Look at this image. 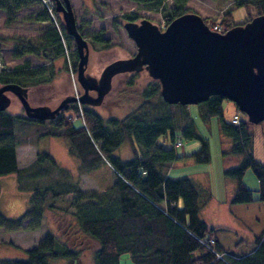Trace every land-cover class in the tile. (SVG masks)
<instances>
[{"label":"trees","instance_id":"obj_1","mask_svg":"<svg viewBox=\"0 0 264 264\" xmlns=\"http://www.w3.org/2000/svg\"><path fill=\"white\" fill-rule=\"evenodd\" d=\"M129 1L138 4L158 2ZM41 3L42 0H0V10L7 13V22L12 23L19 11ZM241 5L255 8L257 16L264 14V0H241ZM52 13L57 18V25L47 8L37 13L34 20L50 21L51 26L39 46L19 44L15 58L25 54L44 60L49 56H65L64 39L71 48L72 38L67 35L54 6ZM184 13L188 12L176 10L167 15V25ZM233 18L231 10L224 12L221 32L234 26ZM126 19L137 21L138 16L132 14ZM96 41L101 43V36L96 37ZM70 56L72 67L76 69L78 54L74 52ZM29 66L25 62L12 71L0 72V86L16 83L31 89L47 84L56 74L55 70L48 75L44 68ZM137 77L136 73L130 74L128 88L136 85ZM140 97L138 107L121 119H106L94 108L77 103L71 104L55 120L47 121L0 112V177L14 175L18 188L30 193L26 209L18 218L8 217L0 210V232L37 231L50 211L56 225H61L62 231L64 228L65 237L63 240L56 232L48 230L36 247L26 250L25 258H0V264H85L83 249L91 240L99 244L94 253V264H120L124 255L129 256L132 264H264V230L256 237L254 250L248 255L226 254L216 237L211 236L216 228H210L202 216L210 194L203 195L199 185L189 177L169 175L170 166L184 158L175 150L179 138L201 142V148L190 156L197 164L210 161L209 144L198 133L188 106L166 103L160 94V84L155 80L141 90ZM223 101L222 97L213 96L198 105L200 117L205 122L217 117L222 135L231 140V146L222 151V157L227 163L239 159L238 166L225 165L224 176L236 185L229 202L264 201V163L254 158L250 122L240 120L235 125L225 121ZM173 108L178 109L177 114ZM66 112H72L78 118L82 113L85 126L73 123ZM16 119L50 124L56 121L55 130L35 129L27 133L25 141L32 136L62 138L69 144V153L79 161V175L109 164L115 172V183L106 189L83 191L78 188L79 179L69 175L46 151H39L30 166L19 168L16 149L26 143L15 135ZM167 138H170L171 147L165 146ZM124 144L128 145L130 154L120 153ZM249 169L258 181V199L244 183ZM58 213L72 215L68 225L62 223ZM210 238L215 240L213 249L222 254L223 259L217 258L201 243Z\"/></svg>","mask_w":264,"mask_h":264},{"label":"rangeland","instance_id":"obj_2","mask_svg":"<svg viewBox=\"0 0 264 264\" xmlns=\"http://www.w3.org/2000/svg\"><path fill=\"white\" fill-rule=\"evenodd\" d=\"M70 1L77 26L89 45L87 72L96 77L100 76L102 70L109 63L117 59L132 57L137 52L134 41L129 38L124 28V24L128 21L126 18L132 14L138 16L136 22L148 19L158 25L161 30L167 26L166 16L176 10L197 13L209 27L218 25L221 30L222 19L226 10L232 11L234 26L245 24L257 16L255 8L245 5L239 6L241 0H158L154 4H138L129 0ZM53 6L55 7L54 0H42L41 5L19 11L12 23L7 22V13L0 10V72L12 71L25 62L29 63L30 68H44L48 75L55 70L56 74L50 82L29 88L28 92V99L32 106H49L52 109L57 107L65 97L80 96L84 92L77 81V66L76 69L72 67L70 55L76 52L74 40L72 39V47L70 48L64 39L65 56L58 58L49 56V59L44 60L31 54L15 58L14 53L21 43L33 46L41 44L42 36L51 26L50 21L34 20L37 17V13L43 8L49 10L54 24L57 25V18L52 13ZM58 16L62 19L61 14H58ZM98 36H101V43L96 41ZM67 65L68 71L66 70ZM129 78L130 74L116 76L113 79L112 91L106 96L103 104L94 107V110L102 114L106 119L110 117L121 119L132 113L141 103V90L153 79L146 71L140 72L136 78V85L133 88H128L127 81ZM9 96L12 102L6 111L17 116H25L20 101L10 93ZM77 104L81 106V104ZM199 108V105H190L188 106V112L197 126L198 133L209 144L210 161L208 164H197L193 158L187 157L201 148V142L182 139V146L175 148V150L179 156L185 157L170 166L169 175L176 178L191 177V180L199 185L203 195L210 194L211 199L217 198L220 201H226L229 190L227 182H233L234 184L235 182L231 179H226L224 176L225 165L238 166L239 162L234 164L233 160H229L227 163L222 157V151L227 148L224 145V140L230 139L222 135L220 120L217 117H211L205 122L199 115ZM222 109L223 118L227 122H232L235 115H239L240 120H248L247 116L241 113L237 106L229 100L224 99ZM172 111L174 114L178 113L177 108H173ZM65 115L70 116L76 125L85 126L82 113L79 118L75 117L72 112H66ZM14 124L17 139L24 142L27 133L30 131L47 128L55 130L53 126H56L57 122L50 124L16 119ZM249 129L253 136L252 152L254 158L264 163V122L260 124L250 123ZM161 140L164 139L161 138ZM166 140L169 143L166 142L165 146L171 147L170 138ZM25 143L16 149L17 161L21 169L28 167V165L30 166L36 160L39 151H46L55 158L58 165L65 169L69 175L76 180L79 179L78 188L83 191L106 189L111 187L116 181L115 172L109 164H103L90 173L79 175V161L69 153V144L62 138L49 136L38 138L37 136H32ZM123 152L126 154L131 153L127 144L121 147L120 153ZM22 178L25 179V176ZM201 178H203L206 187L209 186V189L202 183ZM16 180L17 178L14 175L0 177V186L2 188L0 210L8 217L18 218L25 210L30 193L24 188L19 189ZM244 183L249 189L254 191V198L258 199L256 192L259 187L258 181L251 169L246 172ZM228 204V213L234 220V225L231 226L227 220L228 218L221 213L214 217L210 215L212 220L218 219V222L214 224L208 222V225L221 227L217 229L216 235L225 243L226 249H229L227 250L229 255H244L252 251L256 237L264 230V201H254L249 204H231L228 202ZM57 215L58 218L63 219L61 221L65 225H68L67 222L72 219V215L69 214L58 213ZM203 217L206 221L208 220L205 212ZM53 219V215L49 211L47 216L43 218L42 229H40L43 232L47 230L56 232L59 237L65 240V237H63L64 228L62 231L59 228L61 225L57 226L55 219ZM24 232H0V252L5 254L8 252L19 253V255L10 258L23 259L20 255L25 257L26 249L30 250L29 248L36 247L43 235L40 231ZM35 241L38 242L34 244ZM19 248L25 249V254H21L23 250ZM98 248L99 244L95 240L86 243L83 249L85 253L82 255L85 264H94V253ZM120 264H132V262L128 255H124L121 257Z\"/></svg>","mask_w":264,"mask_h":264},{"label":"water","instance_id":"obj_3","mask_svg":"<svg viewBox=\"0 0 264 264\" xmlns=\"http://www.w3.org/2000/svg\"><path fill=\"white\" fill-rule=\"evenodd\" d=\"M54 1L67 35L76 44L77 81L84 92L65 97L52 109L32 106L29 88L7 83L0 86V112L10 107V93L27 118L53 120L74 103L101 106L116 76L146 71L159 82L160 94L170 105H198L220 96L233 102L250 123L264 122V14L225 32L211 30L193 12L177 16L163 30L148 19L127 21L124 28L137 52L109 63L96 77L87 72L89 45L77 26L71 1Z\"/></svg>","mask_w":264,"mask_h":264},{"label":"crops","instance_id":"obj_4","mask_svg":"<svg viewBox=\"0 0 264 264\" xmlns=\"http://www.w3.org/2000/svg\"><path fill=\"white\" fill-rule=\"evenodd\" d=\"M224 145H226V147L228 148V147H230L231 146V140H224ZM193 153V152H192ZM191 153V154H192ZM191 154L190 155H188L187 157H189V158H191L190 156H191ZM183 157H185V156H183ZM239 162V159H235V160H233V163L234 164H237ZM174 178H176V177H174ZM177 178H180V177H177ZM189 178H191V177H189ZM201 181H202V183L205 185V182H204V180H203V178H201ZM229 185H228V187H229V190H228V195H227V199H226V201H220V200H218L217 198L215 199V198H210V200L208 201V203H207V205L202 209V216H203V213L205 212V215H206V217H207V219L208 220H210V221H206V219H205V221H206V223L208 224V222H211V224H214V223H217L218 222V219L217 220H212L211 218H210V215H212L213 217L214 216H216V215H218L219 213H221V214H223V215H225L228 219V222H229V224H231V226H233L234 225V220L230 217V215H229V213H228V208H229V204H228V202H229V199L232 197V195L234 194V192H235V187H236V185L233 183V182H227ZM203 185V186H204ZM205 187H206V185H205ZM206 188H208L209 189V186H207ZM1 197H2V188H1V195H0V200H1ZM25 209H26V207H25ZM206 209H209V210H206ZM25 211V210H24ZM207 211V212H206ZM218 225H220V224H218ZM210 228H216V231L214 232V233H211V236H214V237H216V239H217V241H218V243H219V245H220V247H222V249L224 250V252H226V254H227V250H229L228 248L226 249V246H225V243L220 239V237L219 236H217L216 235V232H217V229L218 228H221V227H219V226H217L216 227V225H208ZM223 228V227H222ZM42 229V228H41ZM37 230V231H40L43 235L48 231H45V232H43V230ZM57 229V228H56ZM227 229V228H226ZM29 233L30 232H32V231H28ZM34 232V231H33ZM21 233H25L24 231H22ZM23 235V234H22ZM43 235L41 236V238L43 237ZM40 238V239H41ZM39 239V240H40ZM26 240H27V238H26ZM38 240V241H39ZM10 241H11V239H10ZM38 241H35V243L34 244H36ZM12 242V241H11ZM14 244V243H13ZM19 249H22V248H19ZM29 249H31V248H29ZM23 250V252H21V254H25L24 253V251H25V249H22ZM26 250H28V249H26ZM254 250V247H253V249H252V251ZM252 251H250L249 253H251ZM249 253H246V254H244V255H248ZM17 256V255H19V253H11V252H8L7 254H5V253H1L0 252V258H10V257H12V256ZM239 255H241V254H239ZM234 256H236V255H234ZM20 257H22V258H25L24 257V255H20Z\"/></svg>","mask_w":264,"mask_h":264},{"label":"built area","instance_id":"obj_5","mask_svg":"<svg viewBox=\"0 0 264 264\" xmlns=\"http://www.w3.org/2000/svg\"><path fill=\"white\" fill-rule=\"evenodd\" d=\"M213 31H217V32H221V28L220 26L218 25H214L212 28H211ZM232 123L235 124V125H238L240 123V117L239 115H235L232 119ZM183 142H182V139H178L176 142H175V147H180L182 146ZM204 246H206L207 248H209V250H211L214 254H216L217 258L219 259H223V256L222 254H219L217 253L214 249H213V246L215 244V240L213 238H210L208 241L206 242H201Z\"/></svg>","mask_w":264,"mask_h":264},{"label":"flooded vegetation","instance_id":"obj_6","mask_svg":"<svg viewBox=\"0 0 264 264\" xmlns=\"http://www.w3.org/2000/svg\"><path fill=\"white\" fill-rule=\"evenodd\" d=\"M91 93H93V95H94V92H91ZM87 106H89V105H87ZM89 107H91V106H89ZM92 108H94V107H92ZM61 114H62V112H61ZM61 114H60V115H61ZM60 115H59V116H60ZM59 116H58V117H59ZM25 117H26V116H25ZM58 117H57V118H58ZM53 120H55V119H53Z\"/></svg>","mask_w":264,"mask_h":264}]
</instances>
